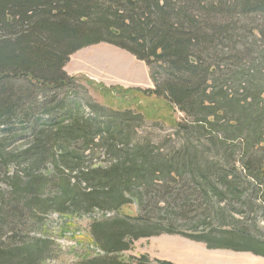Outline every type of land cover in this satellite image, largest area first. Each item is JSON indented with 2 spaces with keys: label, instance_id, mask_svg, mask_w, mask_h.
Returning a JSON list of instances; mask_svg holds the SVG:
<instances>
[{
  "label": "trees",
  "instance_id": "obj_1",
  "mask_svg": "<svg viewBox=\"0 0 264 264\" xmlns=\"http://www.w3.org/2000/svg\"><path fill=\"white\" fill-rule=\"evenodd\" d=\"M101 43L145 62L154 89L137 92L188 118L171 125L166 153L138 138L142 115L88 114L65 98L80 83L64 71L71 55ZM22 137L26 147L9 151ZM11 163L0 264L47 260V241L14 230L51 209L117 213L91 227L103 256L77 264H129L122 252L161 233L264 258V0H0V171ZM134 205L140 215L122 212Z\"/></svg>",
  "mask_w": 264,
  "mask_h": 264
},
{
  "label": "rangeland",
  "instance_id": "obj_2",
  "mask_svg": "<svg viewBox=\"0 0 264 264\" xmlns=\"http://www.w3.org/2000/svg\"><path fill=\"white\" fill-rule=\"evenodd\" d=\"M64 71L80 82L72 89L66 90L65 98L82 102L86 113H91V106L97 108L104 106L116 110L112 112H131L134 118L142 115L144 119L141 117L140 125L135 129L140 140H148L152 147L163 148L164 153L169 142L177 143L178 131L171 128V125L175 122L186 123L188 118L162 99L137 92L154 89V84L147 64L128 51L106 43L89 46L71 55ZM37 98L40 104L44 94L39 93ZM61 98L60 95L59 99ZM28 142L27 138L22 137L11 144L8 150L12 152L21 150ZM175 143H172V147L176 148ZM97 158L93 166H103L106 160L103 157ZM17 171L13 163L10 164L7 173L0 171V194L10 191L6 176L12 177ZM42 174L54 176L52 166L47 165ZM235 208L237 211H228V216L231 217L232 213L239 219L237 213L241 207ZM122 212L134 216L141 214L135 205L124 207ZM256 215V226L261 234H264V221L259 213ZM116 216V212L99 209L65 213L51 209L40 217L37 215L31 217L32 222L26 229L20 227L14 231L24 237V240L40 239L50 244L49 257L42 264H77L81 260L103 256L93 242L91 227L97 222ZM213 221L216 223L215 219ZM182 229L189 233L185 227ZM4 231L2 243L7 244L6 239L11 230L5 228ZM119 256L126 263L133 259L135 263L134 261L131 263L134 264L142 257H146L152 263L168 261L173 264H264V258L249 252L212 250L204 243L166 233L136 240L128 251L122 252Z\"/></svg>",
  "mask_w": 264,
  "mask_h": 264
}]
</instances>
